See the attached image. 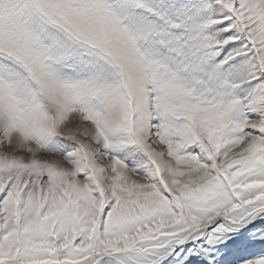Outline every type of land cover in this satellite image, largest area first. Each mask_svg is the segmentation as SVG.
Segmentation results:
<instances>
[{
	"label": "snow or ice",
	"instance_id": "6c2138e0",
	"mask_svg": "<svg viewBox=\"0 0 264 264\" xmlns=\"http://www.w3.org/2000/svg\"><path fill=\"white\" fill-rule=\"evenodd\" d=\"M0 264H264V0H0Z\"/></svg>",
	"mask_w": 264,
	"mask_h": 264
}]
</instances>
